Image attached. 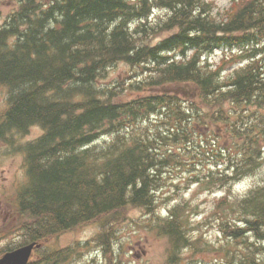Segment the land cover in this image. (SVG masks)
I'll return each mask as SVG.
<instances>
[{"label": "trees", "instance_id": "1", "mask_svg": "<svg viewBox=\"0 0 264 264\" xmlns=\"http://www.w3.org/2000/svg\"><path fill=\"white\" fill-rule=\"evenodd\" d=\"M40 3L37 6L34 0H24V11L0 30V79L11 83L14 89L11 99L16 100L10 125L26 129L40 123L45 130L42 137L26 148L29 182L18 191V209L26 217L22 224L23 242L48 241L98 218L105 229L103 248L107 251L112 238H118L117 221L111 218L120 220L128 213L127 205H135L149 214L148 231L168 241V264H179L183 249L192 244L200 248L201 244L190 236L187 217L190 209L186 202L162 206L161 194L168 179L164 168L174 163H203L215 152L211 140L202 136L188 140L185 133L193 112H203L199 117H205L203 121L210 125L214 122L213 114L206 108H216L214 115L218 121L226 124L237 118V126L246 122V128L243 102L264 104L263 64L257 61L236 68L227 80L220 76L222 66L216 71L202 67L200 54L210 51V45L222 31L251 29V23L264 32V1L245 6L224 24L205 16L208 6L206 3L202 6L200 0H168L171 15L166 28H177V32L156 47L137 51L134 46L137 40L128 23L138 19L148 9L147 4L138 8L130 0H40ZM230 23L239 27L229 28ZM11 39L13 47L9 45ZM174 49H180L181 59L162 55ZM192 49L195 54L189 61L184 60ZM256 54L251 49L241 58ZM143 57L152 60L157 70L143 82L146 86L154 87L153 92H170L171 87L179 94L194 93L201 88L203 109L194 101L187 106L179 96L165 93H152L128 104L103 101L100 97L104 92L96 89V83L108 68L124 58L134 61ZM50 86L49 93L60 89L73 102L64 104L60 97L48 99L46 92ZM226 103L234 106L227 108ZM161 108L165 109L162 115L165 130H154L149 140L140 138L132 145H126L118 136L115 144L122 141L125 146L121 151L113 145L98 152L97 159L103 160L98 167L100 172L90 164L93 160L99 164L94 155L79 154L75 149L78 143L84 144L91 138L90 134L119 130L116 119L121 114L143 116ZM191 124L195 126L194 122ZM180 142L182 146H175ZM169 143L174 148H167ZM247 155L245 160L242 153L230 162L233 171L227 174L228 180L240 179L251 172L262 156L251 152ZM226 212L231 221L224 222L223 230L231 245L236 243L239 247L235 250L237 264H264V183L253 187L246 198L226 206ZM43 252L35 264H61L67 256L65 249Z\"/></svg>", "mask_w": 264, "mask_h": 264}, {"label": "rangeland", "instance_id": "2", "mask_svg": "<svg viewBox=\"0 0 264 264\" xmlns=\"http://www.w3.org/2000/svg\"><path fill=\"white\" fill-rule=\"evenodd\" d=\"M214 1L217 7L225 8L229 5L231 0ZM11 2L12 0H2L0 26L4 25L8 14L16 7L15 4H12ZM164 36H166V34ZM156 39L152 41V44L157 43ZM222 55V51L213 53V55L210 57L211 61L213 63L217 62ZM132 70L133 69L124 62L117 64L115 67L110 69L104 85H118L119 82L126 81L127 75L131 73ZM4 91L5 90L0 87V112L5 106L6 92ZM42 133L43 131L40 127L33 126L31 137L28 138H36ZM1 143L2 142L0 141V144ZM17 148L20 152L19 145ZM6 150L7 149L3 150V152H6ZM1 151L2 150H0V154L2 153ZM17 158V164H15L14 167L16 169H27L23 154H20ZM19 162H22L24 165L19 164ZM13 164L14 161H9V164H3L0 167V183L4 182V180L5 182L11 181L9 173L11 172ZM183 173L184 171H181L180 169L170 170L168 172V174H171L174 178H178V176ZM262 179H264V160L262 161L260 168L256 170V172H254L251 176L246 178V181L249 183H257L261 182ZM24 180L25 170L23 171V181ZM187 186L188 185L185 184L181 185L180 187H174L169 183L168 186L162 191L163 198L165 199V201L162 203V206L165 207V205H169L171 202L175 201L174 199L178 195H181L182 200L187 202L188 207L192 211L190 216L191 218L193 217V224L195 225L193 232L195 235H202L204 238L203 240H205L207 244L214 243L217 245L224 243L218 230V216L214 212L216 195H221L223 192L220 191L216 193L207 191L197 186H193L192 188H187ZM237 187L239 188V186ZM11 192L12 189H10L9 192H6L0 188V202L6 199L7 193L9 194ZM207 215L208 218L206 219ZM147 220L148 219L145 218V214L141 209L134 208L131 210L129 218L127 219L128 222L120 226L121 234L120 240L118 241L120 253L118 254L117 258H119V260H121L123 263L164 264L166 257L165 247L167 248L168 241L157 235L155 232H149L146 227ZM98 230L99 227L97 224H86L76 228L75 230L60 234L58 237L53 238L49 242V245L54 248H65L69 245L76 244L78 241H86L93 238ZM111 251L113 252L112 249ZM94 252L95 251L91 248L85 249L82 255H78L75 258L68 260L66 264H86L89 259L92 258L91 254ZM217 259L219 260L218 262ZM224 260V254H220V251L208 249L198 251L194 249L184 254L180 264H219Z\"/></svg>", "mask_w": 264, "mask_h": 264}, {"label": "bare ground", "instance_id": "3", "mask_svg": "<svg viewBox=\"0 0 264 264\" xmlns=\"http://www.w3.org/2000/svg\"><path fill=\"white\" fill-rule=\"evenodd\" d=\"M194 8V7H193ZM181 9V8H180ZM241 13V12H240ZM205 18V17H204ZM188 26V25H187ZM219 38V37H218ZM135 46V45H134ZM148 55V54H147ZM125 56V55H124ZM130 57V56H129ZM172 65V64H171ZM159 76V75H158ZM146 82V81H145ZM157 87V86H156ZM149 97V96H148ZM149 99V98H148ZM137 103V102H136ZM128 104V103H127ZM185 108V107H184ZM114 126V125H113ZM181 128V127H180ZM169 132V131H168ZM111 133V132H110ZM164 136V135H163ZM168 138V137H167ZM146 144V143H145ZM170 144V143H169ZM113 151V150H112ZM148 153V152H147ZM169 153V152H168ZM120 155V154H119ZM117 156V155H116ZM108 157V156H107ZM97 158V157H96ZM110 159V158H109ZM248 169V168H247ZM258 170V169H257ZM97 175V174H96ZM261 179V178H260ZM126 202V201H125ZM120 206V205H119ZM118 206V207H119ZM248 208V207H247ZM251 210V209H250ZM241 218V217H240ZM215 222V221H214ZM105 223V222H104ZM244 229V228H243ZM249 235V234H248ZM114 236H116V235H114ZM245 239V238H244ZM219 241V240H218ZM255 242V241H254ZM244 245V244H243ZM165 249H166V247H165ZM239 249V248H238ZM241 249V248H240ZM249 251V250H248ZM244 254V253H243ZM249 257V256H248ZM247 257V258H248ZM176 259V258H175ZM262 260V259H261ZM176 261V260H175ZM250 262V261H249ZM171 263V262H170ZM190 263V262H189Z\"/></svg>", "mask_w": 264, "mask_h": 264}, {"label": "water", "instance_id": "4", "mask_svg": "<svg viewBox=\"0 0 264 264\" xmlns=\"http://www.w3.org/2000/svg\"><path fill=\"white\" fill-rule=\"evenodd\" d=\"M30 249V248H29ZM27 257H25L24 259H22L21 261L22 262H25L28 258V255H26ZM10 264H15L16 263V260L15 261H9Z\"/></svg>", "mask_w": 264, "mask_h": 264}]
</instances>
